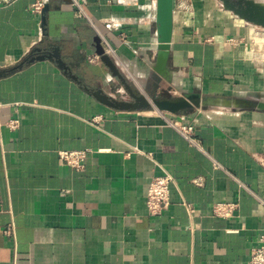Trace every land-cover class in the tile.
Here are the masks:
<instances>
[{
  "label": "crops",
  "instance_id": "1",
  "mask_svg": "<svg viewBox=\"0 0 264 264\" xmlns=\"http://www.w3.org/2000/svg\"><path fill=\"white\" fill-rule=\"evenodd\" d=\"M33 1L0 6V71L54 44L72 73L46 58L0 78V264H247L264 234V113L121 110L85 85L129 99L102 61H88L99 36L145 94L264 100L258 25L223 0H194L191 14L174 0L167 81L153 68L157 0H80L89 18L76 17L72 0H49L37 16ZM14 119L20 126L12 130ZM169 121L192 126L200 146ZM79 148L92 150L85 167L64 165L59 151ZM166 173L171 203L152 216L148 186ZM229 201L239 203L234 217L213 214L215 203Z\"/></svg>",
  "mask_w": 264,
  "mask_h": 264
},
{
  "label": "water",
  "instance_id": "2",
  "mask_svg": "<svg viewBox=\"0 0 264 264\" xmlns=\"http://www.w3.org/2000/svg\"><path fill=\"white\" fill-rule=\"evenodd\" d=\"M224 4L243 20L264 28V4L255 0H223ZM157 37L158 52L154 70L160 78L171 81V72L168 66L171 53V39L174 27V0H157ZM96 53L100 55L101 61L108 67L111 74L118 78L123 84L129 99L117 98L103 88H91L85 85L95 98L100 102L121 110H144L156 108L160 111H167L179 114L188 108H221L236 109L241 111H257L264 113V100L248 97L225 96V95H202L198 92L182 93L180 95L170 94L157 95L156 92L145 94L122 72L116 60L106 52L99 36L94 38ZM60 46L54 44L36 46L20 63L0 71V78L9 72H15L23 68L27 63L46 58L54 59L61 68L72 73L70 67L62 58ZM74 76L73 74H71Z\"/></svg>",
  "mask_w": 264,
  "mask_h": 264
},
{
  "label": "built area",
  "instance_id": "3",
  "mask_svg": "<svg viewBox=\"0 0 264 264\" xmlns=\"http://www.w3.org/2000/svg\"><path fill=\"white\" fill-rule=\"evenodd\" d=\"M17 0H0V6H8ZM49 0H34L31 3L30 11L34 15H41L43 10ZM73 5L76 7L75 15L77 18H89L84 7L82 6L80 0H72ZM177 7L180 10L186 11L191 14L194 10V0H177ZM261 31L255 32L260 38V41L264 42V32L259 35ZM121 38L125 39L126 36L124 33H121ZM227 43L230 46H238L240 41L234 37L227 38ZM104 47L106 52L112 57L116 56V50L110 46V44L105 41ZM257 56L259 55L264 61V53L256 52ZM255 55V56H256ZM88 61L92 64H96L101 61L100 55L97 53L88 56ZM102 120V116L98 115L92 119L93 124H99ZM170 124L178 128V130L194 145L200 146L199 140L194 135V130L192 126L183 125L181 122L169 121ZM8 126L15 130L20 126V120L14 119L8 122ZM92 150L90 148H79V149H62L59 151V156L64 165H67L76 170H82L88 158L89 153ZM174 178L171 174L166 173L163 175L154 176L148 186L147 190V209L150 215L159 216L164 213V211L169 207L171 203V185ZM200 178H196V183H201ZM1 203V198H0ZM185 206L188 212H194V206L191 203H185ZM239 208V203L234 201L229 202H217L213 206V214L221 218H231L236 215V212ZM14 225H11L7 232L10 233L13 231ZM247 264H264V234H261L259 237V244L255 245L251 249V256Z\"/></svg>",
  "mask_w": 264,
  "mask_h": 264
},
{
  "label": "rangeland",
  "instance_id": "4",
  "mask_svg": "<svg viewBox=\"0 0 264 264\" xmlns=\"http://www.w3.org/2000/svg\"><path fill=\"white\" fill-rule=\"evenodd\" d=\"M257 28V30L258 31H261V32H264V28L263 27H261V26H258V27H256ZM254 37L255 38H257V35H254ZM258 39V38H257ZM165 95H167V94H165ZM169 95V94H168ZM176 95H180V94H176ZM244 97H248V98H252V99H259L256 95H254V94H245V96ZM221 109V108H220ZM234 111H239V110H236V109H233Z\"/></svg>",
  "mask_w": 264,
  "mask_h": 264
},
{
  "label": "bare ground",
  "instance_id": "5",
  "mask_svg": "<svg viewBox=\"0 0 264 264\" xmlns=\"http://www.w3.org/2000/svg\"><path fill=\"white\" fill-rule=\"evenodd\" d=\"M254 35H256V34H254Z\"/></svg>",
  "mask_w": 264,
  "mask_h": 264
}]
</instances>
